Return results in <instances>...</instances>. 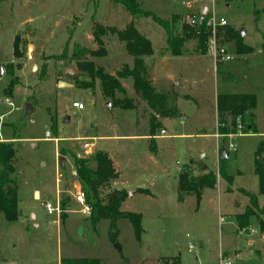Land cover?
I'll list each match as a JSON object with an SVG mask.
<instances>
[{"label": "rangeland", "instance_id": "1", "mask_svg": "<svg viewBox=\"0 0 264 264\" xmlns=\"http://www.w3.org/2000/svg\"><path fill=\"white\" fill-rule=\"evenodd\" d=\"M135 1L162 26L152 17H132L113 0H0V142L12 143L16 150L13 178L20 212L15 223L0 213V264H61L72 258L98 259L100 264H163L173 258L180 264H211L221 254L232 264H264V215L263 229L251 218L246 233H240L235 220L248 204L245 193L256 196L259 207L264 203L254 172L255 152L264 140V0H183L190 8L176 0ZM202 5L207 6L206 18L223 16L235 30L244 29L242 41L252 53L236 55L234 42L220 32L219 40L234 56L228 64L217 66L208 51H199L194 37L173 55L163 26L172 38H184L188 32L183 27H190L185 18H198ZM130 23L151 43L152 55L143 58L144 78L163 96L157 111L135 94L129 77L119 79L123 92L115 98L131 101L133 108L121 109L102 96L99 82L87 78L73 60L77 46L106 75L130 71L133 58L121 38ZM93 52L100 55L90 57ZM69 67L77 71L74 81L63 74ZM238 93L256 96L255 131L218 140L213 136L215 96ZM73 103L82 104V110ZM50 119L56 123V138ZM132 136L140 141L130 144L124 138ZM109 137L121 138L111 142L114 152L107 153L103 144ZM155 141L164 146L159 159ZM84 143L94 145L86 151ZM216 148L226 152L223 166L230 186L219 177ZM96 152L114 161L116 175L101 194L127 193L123 210L141 216L138 240L128 220L116 222L117 235L111 239L109 221L94 229L79 213L81 206L73 199L81 191L72 174L74 159H87L94 169ZM130 152L156 155L157 169L127 180L122 160ZM59 157L65 158L63 166ZM208 172L217 177L215 187L203 190L199 203L193 196L178 202V173L197 178ZM136 187L151 195L136 193ZM57 191L60 199H69L64 221L42 206L55 204Z\"/></svg>", "mask_w": 264, "mask_h": 264}, {"label": "trees", "instance_id": "2", "mask_svg": "<svg viewBox=\"0 0 264 264\" xmlns=\"http://www.w3.org/2000/svg\"><path fill=\"white\" fill-rule=\"evenodd\" d=\"M120 3L129 12L132 17H149L150 14L144 13L138 7L135 0H113ZM230 1V0H224ZM154 21L161 25L157 19L152 17ZM206 19V18H205ZM206 20L194 27H186L183 29L188 32L182 39L172 38L169 29L165 27L168 37V46L173 55H178V48L189 38H196L198 49L204 53L208 51L209 32L206 28ZM162 26V25H161ZM227 41L234 42L236 55H249L252 48L245 45L239 37V32L232 26L219 29ZM121 38L126 41V50L133 58V67L130 71L118 73L115 77L106 75L101 68H96L93 64L85 60L86 51H78L76 46L73 51V60L79 70H81L87 78L98 81L101 94L104 98L113 101L123 110H131L133 108L131 101L120 100L115 98L116 92L122 93V87L119 79L131 78L135 94L143 100L151 110L157 111L158 104L163 100V96L155 92L150 82L144 78L143 58L152 55V47L150 41L144 36L138 34L133 23H130L125 32L121 34ZM220 44H223L221 40ZM100 53H90V57H97ZM220 66V62L216 63ZM12 85L9 84V88ZM6 92V91H5ZM256 108V96L252 93L238 94H219L216 97L217 112V134L221 138L237 136L238 134L254 133L255 128L252 122L253 111ZM50 133L53 138L57 136V128L54 120H51ZM219 154V177L229 186L232 180L225 173L223 166L224 159H221V148ZM63 151L60 150V154ZM16 150L12 143L0 142V213L8 223L18 221L20 212L18 210V198L16 182L13 178L14 174V158ZM226 155V152H225ZM254 172L258 181V194L264 196V140L260 141L255 152ZM91 161L94 163V169L87 166L88 160L75 157L74 171L78 177L80 189L85 197V203L89 207V222L92 228H96L98 223L103 220L110 222L109 234L114 239L117 235L116 222L120 219L128 220L133 228L135 238L138 240L142 232L141 216L139 214L121 211V205L127 197V193L123 190H115L102 196L101 192L107 188L108 184L116 178L112 173V162L109 156L104 152H96ZM217 177L214 173L208 172L200 177H189L185 173L178 175L177 200L182 202L185 197L193 196L195 201L199 203L202 191L215 187ZM229 190V189H228ZM142 192V191H140ZM248 204L242 214L236 215L235 220L238 229H247L251 218H256L263 229V221L261 217L264 215V203L259 207L257 197L245 193ZM67 199L60 200L62 221L66 219ZM180 264L179 258L167 259L163 264ZM61 264H100L98 259L72 258L62 259Z\"/></svg>", "mask_w": 264, "mask_h": 264}, {"label": "built area", "instance_id": "3", "mask_svg": "<svg viewBox=\"0 0 264 264\" xmlns=\"http://www.w3.org/2000/svg\"><path fill=\"white\" fill-rule=\"evenodd\" d=\"M179 1V0H176ZM182 5L185 8H190V3L189 2H182ZM185 18L186 20V24H188L190 27H194L197 23H198V18L196 17H192V18ZM206 18V17H205ZM206 28L209 32V41H208V52L210 53V55L213 58V61L215 63L220 62V63H228L230 61L233 60V57L229 54V52L227 51V49L223 46V44L219 43V29H222L224 27H226L228 25V22L226 19L220 17V16H216V15H212L211 17H208L206 19ZM7 105H10V103H7ZM73 108L77 109V110H82L83 106L82 104L79 103H73ZM164 134V132H163ZM233 137V136H230ZM82 148L86 151H90V149L92 148V145L89 143H84ZM74 176H76L75 171H73L72 173ZM74 201L76 204L81 206V209L79 210V213L84 217V218H88L90 215V210L89 207L86 205L85 203V197L82 193V191L78 190L76 192V194L73 197ZM57 202L55 204H51V203H46L45 205H42L48 215H60L61 214V208H60V199L56 200ZM249 229H241L240 233H246ZM217 264H232V260L225 256V255H221L219 258V261L217 262Z\"/></svg>", "mask_w": 264, "mask_h": 264}, {"label": "crops", "instance_id": "4", "mask_svg": "<svg viewBox=\"0 0 264 264\" xmlns=\"http://www.w3.org/2000/svg\"><path fill=\"white\" fill-rule=\"evenodd\" d=\"M179 1H181V4H182V2H186V1H183V0H179ZM178 2V1H177ZM207 7V6H206ZM221 17H223V16H221ZM225 19V18H224ZM229 25V24H228ZM240 30V29H239ZM239 30H237L238 32H239ZM244 37H245V35H244ZM243 37V38H244ZM243 38H242V40H243ZM253 50V49H252ZM232 57H233V60H234V56L233 55H231ZM232 60V61H233ZM232 61H230V62H232ZM230 62H228V63H230ZM228 63H221V64H228ZM220 64V65H221ZM216 97L217 96H215V99H214V102H215V107H214V114H215V118H216V122H217V112H216ZM185 113H186V115H184L185 116V118L187 117V113H188V111L185 109ZM190 114V113H189ZM183 123V122H182ZM217 125V124H216ZM255 127V126H254ZM217 129V128H216ZM213 136L216 138V139H218V137L217 136H219L218 134H217V131L215 132L214 130H213ZM249 134H252V133H249ZM82 135H83V137H87V136H85L86 135V132H83L82 133ZM243 135V134H242ZM48 136H49V133H47L46 134V138H48ZM121 137H109V138H107V141H105L104 142V144L103 145H106L104 148L106 149V150H104V152H107L108 153V151L110 152V147L113 145L111 142H114V141H116V139H120ZM124 138H127V139H129V141H130V144L131 143H138L137 141H140V138H138V137H134V136H132V137H124ZM86 139V138H85ZM146 139V138H145ZM162 139H164V137H161V138H158L157 140H162ZM219 140V139H218ZM92 146L94 145V144H91ZM154 145H155V147H156V151L158 152V159H159V154L164 150V146H162L161 144H158V142L157 141H155V143H154ZM83 146V145H82ZM82 146H81V148H82ZM115 146V145H114ZM83 149V148H82ZM112 151V150H111ZM112 152H114V151H112ZM218 152H219V148H216V152H215V157H216V159L218 158ZM130 156H129V158L128 159H123L122 161H123V166H124V168H125V174H127V175H129L130 177V179L129 178H127V180H133V179H139V178H143L144 176H146L145 174L146 173H150V171L152 170V171H154V169H157V167H158V159L155 157V156H153V157H151V155L149 156V155H144V156H138L135 152H130V154H129ZM148 157V158H147ZM147 158V159H146ZM65 159V158H64ZM216 159H215V161H216ZM118 161H120L119 159H118ZM126 161V165L124 164V162ZM112 162H113V164H114V161L112 160ZM117 162V161H116ZM118 163H121V162H118ZM217 165V164H216ZM179 166V165H178ZM113 168H114V166H113ZM180 169V168H179ZM179 169H178V171H179ZM113 172H116L115 171V169H113ZM73 173V172H72ZM178 175H179V173H178ZM124 186L125 185H127V184H123ZM129 185V184H128ZM73 190L75 191V190H78L79 188H78V185L76 184V183H74L73 184ZM122 189H125L127 192L129 191V192H132L133 191V189L132 190H129V189H126V188H122ZM134 190H136L137 192L136 193H141V194H144V192H146L145 194L146 195H151V192L148 190V189H146V188H138V187H136ZM139 191V192H138ZM140 191H142V192H140ZM77 192V191H76ZM202 195V194H201ZM56 199H60L59 198V191H57L56 192ZM61 200V199H60ZM67 201H69V199H67ZM128 200H126L125 202H123L122 203V205H121V209H122V211H125V210H123V205H124V203H126ZM67 212V214L69 213L68 211H66ZM125 212H128V211H125ZM33 218H35V216L33 215L32 216ZM68 220V219H67ZM53 223H56V221L54 220V222ZM34 226H35V228H39V224H37V223H34ZM251 243H253L252 241H248V245L249 244H251ZM222 255V254H221ZM220 255V256H221ZM224 255H226V254H224ZM218 262V261H217ZM217 262H214V263H211V264H217ZM59 263V262H58Z\"/></svg>", "mask_w": 264, "mask_h": 264}, {"label": "water", "instance_id": "5", "mask_svg": "<svg viewBox=\"0 0 264 264\" xmlns=\"http://www.w3.org/2000/svg\"><path fill=\"white\" fill-rule=\"evenodd\" d=\"M206 11H207V7L206 5H202L201 8H200V16L198 18V23L200 24L204 19H205V14H206ZM245 35V31L244 29H240L239 30V37L240 39H242ZM71 64H73V62H71ZM36 67L34 66V69ZM59 71H61V68H58ZM3 74V70L0 68V77L2 76ZM63 74H68L71 76V79L74 81L76 80V75H77V71H75L72 67L70 68H67L63 71ZM59 85L60 86H65L66 84H64L63 82L59 81ZM66 86H70V85H66ZM27 109L31 110V107L30 106H27ZM227 156L225 155V150L223 148H221V159H226ZM59 160H60V163H61V166L64 165V157H59Z\"/></svg>", "mask_w": 264, "mask_h": 264}]
</instances>
